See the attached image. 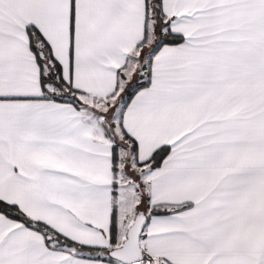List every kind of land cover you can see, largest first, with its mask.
Returning <instances> with one entry per match:
<instances>
[{
	"label": "snow or ice",
	"instance_id": "6c2138e0",
	"mask_svg": "<svg viewBox=\"0 0 264 264\" xmlns=\"http://www.w3.org/2000/svg\"><path fill=\"white\" fill-rule=\"evenodd\" d=\"M0 264H264V0H0Z\"/></svg>",
	"mask_w": 264,
	"mask_h": 264
}]
</instances>
